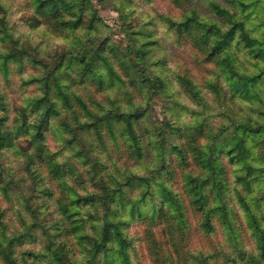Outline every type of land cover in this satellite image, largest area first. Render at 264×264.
Here are the masks:
<instances>
[{"label":"rangeland","instance_id":"rangeland-1","mask_svg":"<svg viewBox=\"0 0 264 264\" xmlns=\"http://www.w3.org/2000/svg\"><path fill=\"white\" fill-rule=\"evenodd\" d=\"M0 264H264V0H0Z\"/></svg>","mask_w":264,"mask_h":264},{"label":"trees","instance_id":"trees-1","mask_svg":"<svg viewBox=\"0 0 264 264\" xmlns=\"http://www.w3.org/2000/svg\"><path fill=\"white\" fill-rule=\"evenodd\" d=\"M250 40H253V37H250V35H247ZM243 86H247L246 83H243ZM130 123V121H128ZM117 238L122 239V231H118Z\"/></svg>","mask_w":264,"mask_h":264}]
</instances>
